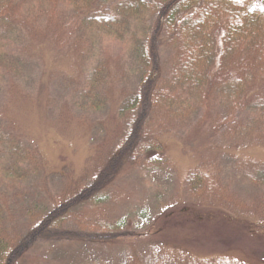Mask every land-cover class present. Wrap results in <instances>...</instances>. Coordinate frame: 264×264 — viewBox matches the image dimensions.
<instances>
[{
    "label": "rangeland",
    "instance_id": "rangeland-1",
    "mask_svg": "<svg viewBox=\"0 0 264 264\" xmlns=\"http://www.w3.org/2000/svg\"><path fill=\"white\" fill-rule=\"evenodd\" d=\"M99 2L116 21L92 41L84 37L85 45L78 40L81 31H70L65 44L55 43L42 17L12 47L20 67L18 75L0 80V132L15 135L24 152L36 149L39 163L37 171L25 161L13 166L8 148L0 145L4 235L25 236L64 194L91 184L131 128L149 70L148 37L164 0H141L127 18L124 0ZM61 9L59 21L72 13ZM157 44L161 86L174 77L179 47L166 26ZM214 65L215 83L247 76L253 81L251 103L264 95V62L251 53L225 63L218 48ZM184 106L177 100L170 109L157 97L138 161L56 228L117 235L114 241L37 239L14 264H264V185L250 180L257 166L264 167V136L248 133L255 123L264 129V113L252 108L222 125L217 90L208 105L181 111ZM194 172L204 183L226 188L243 206L195 197Z\"/></svg>",
    "mask_w": 264,
    "mask_h": 264
},
{
    "label": "trees",
    "instance_id": "trees-1",
    "mask_svg": "<svg viewBox=\"0 0 264 264\" xmlns=\"http://www.w3.org/2000/svg\"><path fill=\"white\" fill-rule=\"evenodd\" d=\"M98 1V2H97ZM141 0H124L126 18L140 6ZM72 10L59 21L62 9ZM38 12L39 15L34 16ZM30 21V18H33ZM46 17V29L54 30L55 43H66L70 31H81L84 35L78 39L81 46L83 38L92 41L95 35L104 34L108 27H114L116 18L107 13L106 4L99 0H0V80L19 74L20 59L12 47L21 43L29 31V24L40 22ZM72 26V27H71ZM166 26L169 35L175 38L179 47L174 77L161 84V66L158 55V34ZM108 31V30H107ZM86 35V36H85ZM63 44V45H64ZM218 48L222 50L225 63L240 52H248L264 62V0H164L153 28L148 37L147 60L149 70L142 80L137 108L131 128L125 134L116 153L105 162L102 170L93 181L83 189L62 197L60 203L35 223L25 236L15 233L7 236L3 228L0 203V264H14L21 256L29 241L54 238L87 237L94 241H114L117 235L83 236L70 230H57L64 220L75 212L78 206L86 204L97 195L104 185L123 167L135 164L139 159V145L145 139V126L153 101L158 97L165 107L174 106L177 100L186 108L195 110L213 99L218 91L224 104L223 124L233 122L250 109L264 113V95L251 103L252 82L247 76L235 79L226 78L215 83L211 77ZM1 82V81H0ZM218 88L216 89V87ZM186 94L187 97H183ZM253 104V105H252ZM168 108V107H167ZM247 127V126H246ZM245 127V128H246ZM263 127L255 123L248 133L263 135ZM241 132L245 129L240 128ZM21 142L15 135L0 132V145L8 148V157L13 166L20 162L33 164L37 171L39 162L36 149L24 152ZM29 169V168H28ZM6 170V171H5ZM3 170L7 175L9 168ZM30 171V170H24ZM19 172H17L18 174ZM22 176V175H21ZM250 180L264 185V167L257 166ZM199 172L190 177V190L198 198H210L221 206H243L241 200L221 185L211 186Z\"/></svg>",
    "mask_w": 264,
    "mask_h": 264
}]
</instances>
